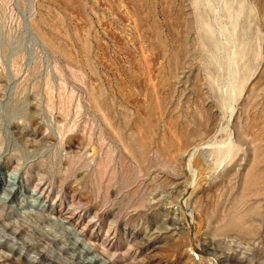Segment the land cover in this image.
<instances>
[{"label": "rangeland", "instance_id": "obj_1", "mask_svg": "<svg viewBox=\"0 0 264 264\" xmlns=\"http://www.w3.org/2000/svg\"><path fill=\"white\" fill-rule=\"evenodd\" d=\"M0 264H264V0H0Z\"/></svg>", "mask_w": 264, "mask_h": 264}, {"label": "bare ground", "instance_id": "obj_2", "mask_svg": "<svg viewBox=\"0 0 264 264\" xmlns=\"http://www.w3.org/2000/svg\"><path fill=\"white\" fill-rule=\"evenodd\" d=\"M233 81V80H232ZM234 82V81H233ZM232 89V88H231ZM233 114V109L231 107V111H230V118ZM230 120V119H229ZM228 120V121H229ZM212 145L208 144V143H205L204 145L202 144L201 146L198 145V146H195L192 148V151L190 152V157H189V161H191L193 159V157L198 154L200 157H202L203 159H205L207 161L208 164H210V159H209V156H213L212 153L209 154L208 152V149L211 147ZM216 153H220V151H217ZM190 164V163H189ZM209 166V165H208ZM14 183V179H8L7 180V184L10 185ZM5 191V190H4ZM8 193H5L4 196L2 197H5V200H6V197H8ZM2 201V200H1ZM5 202V201H4ZM86 261V260H85ZM89 261V259H88ZM91 261V260H90Z\"/></svg>", "mask_w": 264, "mask_h": 264}]
</instances>
